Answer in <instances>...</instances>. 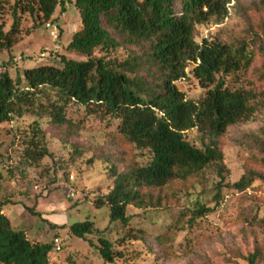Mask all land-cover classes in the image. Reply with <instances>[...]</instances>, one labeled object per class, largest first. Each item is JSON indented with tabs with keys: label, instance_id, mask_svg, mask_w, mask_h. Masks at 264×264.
I'll return each mask as SVG.
<instances>
[{
	"label": "rangeland",
	"instance_id": "rangeland-1",
	"mask_svg": "<svg viewBox=\"0 0 264 264\" xmlns=\"http://www.w3.org/2000/svg\"><path fill=\"white\" fill-rule=\"evenodd\" d=\"M58 1H64L65 11L56 7L47 21L37 11L34 17L20 13L14 43L10 50L0 51V62L11 61L5 69L11 77L39 65H60L61 56L86 60L67 49L81 26L74 0ZM14 2L0 0L4 33L13 22ZM204 38L246 48L251 59L248 67L229 80L255 96L253 117L228 127L218 141L224 185H228L219 201L214 199L213 188L220 178L210 166L196 177L172 182L160 207H128L129 224L111 225L108 207L97 208L94 200L111 190V167L122 172L131 164L146 165L152 157L148 149L124 142L116 133L115 120L89 114L74 103L64 111L68 125H54L46 107L0 124L3 212L11 226L24 231L28 239L53 242L49 264H105L96 249V235L81 240L69 233L71 225L84 221L94 223L120 252L121 258L113 264H249V257H254L255 264H264V0H233L221 24L197 27L196 41ZM141 53L124 46L108 52L97 50L93 57L122 62ZM177 86L188 99L197 100L203 94L191 76ZM49 101H55L53 94ZM34 129L41 133L35 135ZM184 139L202 150L209 143L208 136L197 129L185 132ZM31 146L45 148L49 155L28 160L26 151ZM249 172L255 174L251 187L242 193L233 190L231 187ZM197 200L212 211L190 220L189 209ZM128 229L145 236L122 241ZM157 236L163 238L162 248L154 241Z\"/></svg>",
	"mask_w": 264,
	"mask_h": 264
},
{
	"label": "trees",
	"instance_id": "trees-1",
	"mask_svg": "<svg viewBox=\"0 0 264 264\" xmlns=\"http://www.w3.org/2000/svg\"><path fill=\"white\" fill-rule=\"evenodd\" d=\"M232 1L74 0L81 26L67 49L86 60L61 56L60 65H39L15 78L5 70L11 61L0 62V124L46 107L54 125H68L64 111L74 103L89 114L115 120L116 133L124 142L148 149L152 157L146 165L131 164L122 172L111 167V190L94 200L97 208L108 207L111 225L129 224L128 207H160L172 182L196 177L210 166L220 178L213 188L214 199L219 201L228 185H224L218 141L228 127L248 121L255 113L254 94L229 79L236 78L251 59L244 46L234 47L219 39L198 42L196 38L198 26L219 25L227 18ZM58 6L63 13L64 1L15 0L9 32L4 33L0 23V51L10 50L14 43L20 13L34 17L37 11L47 21ZM124 46L142 53L122 62L93 57L97 50L108 52ZM188 76L203 90L197 100L188 99L177 86ZM49 94L55 101H49ZM43 100L48 102L46 106ZM193 129L209 138L203 150L184 139V133ZM33 132L41 133L37 129ZM48 155L45 148L37 150L35 146L26 151L28 160ZM254 177L249 172L231 188L242 193L251 187ZM3 206L0 202V264H49L53 242L30 240L24 231L15 230L1 214ZM189 211L193 220L212 209L197 200ZM102 232L90 221L69 227V233L81 240L96 235L100 258L113 264L121 254ZM140 232L128 229L121 240H141L145 233ZM154 241L162 248V236ZM248 262L255 264L254 257Z\"/></svg>",
	"mask_w": 264,
	"mask_h": 264
},
{
	"label": "crops",
	"instance_id": "crops-1",
	"mask_svg": "<svg viewBox=\"0 0 264 264\" xmlns=\"http://www.w3.org/2000/svg\"><path fill=\"white\" fill-rule=\"evenodd\" d=\"M5 206H6V205H4V206L2 207V211H1V214H3V215H5L4 212H3V208H4Z\"/></svg>",
	"mask_w": 264,
	"mask_h": 264
},
{
	"label": "built area",
	"instance_id": "built-area-1",
	"mask_svg": "<svg viewBox=\"0 0 264 264\" xmlns=\"http://www.w3.org/2000/svg\"><path fill=\"white\" fill-rule=\"evenodd\" d=\"M47 26L49 27L50 25H47ZM54 241H55V242H57V240H56V239H55Z\"/></svg>",
	"mask_w": 264,
	"mask_h": 264
}]
</instances>
